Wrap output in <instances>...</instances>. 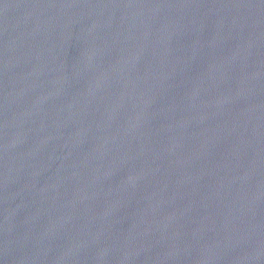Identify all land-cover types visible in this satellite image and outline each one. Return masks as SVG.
Wrapping results in <instances>:
<instances>
[{
  "label": "water",
  "instance_id": "95a60500",
  "mask_svg": "<svg viewBox=\"0 0 264 264\" xmlns=\"http://www.w3.org/2000/svg\"><path fill=\"white\" fill-rule=\"evenodd\" d=\"M0 264H264V0H0Z\"/></svg>",
  "mask_w": 264,
  "mask_h": 264
}]
</instances>
